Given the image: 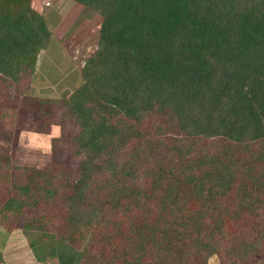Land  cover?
<instances>
[{
	"label": "trees",
	"instance_id": "16d2710c",
	"mask_svg": "<svg viewBox=\"0 0 264 264\" xmlns=\"http://www.w3.org/2000/svg\"><path fill=\"white\" fill-rule=\"evenodd\" d=\"M73 1L103 18L81 79L59 104L79 127L80 175L63 195L48 179L0 183L2 223L41 199H57L64 218L58 229L45 214L22 223L28 247L6 242L17 228L2 224L3 259L20 248L40 263L208 264L228 247L231 264L249 261L264 245V0ZM32 3L0 0V79L17 86L53 41ZM147 119L155 131L144 137ZM216 141L225 145L213 153ZM2 162L0 173L10 158ZM143 165L151 192L128 183ZM191 201L199 206L186 212Z\"/></svg>",
	"mask_w": 264,
	"mask_h": 264
},
{
	"label": "rangeland",
	"instance_id": "374dc122",
	"mask_svg": "<svg viewBox=\"0 0 264 264\" xmlns=\"http://www.w3.org/2000/svg\"><path fill=\"white\" fill-rule=\"evenodd\" d=\"M32 5L37 11L45 14L53 41L48 49H43L38 53L35 70L30 73L27 80L17 86L0 79V157L3 159V164L6 163V159L10 158V166L0 173V176L5 178L0 179V183L6 190L11 185L8 181L16 180L27 183V181L31 182L32 178L39 183L48 179L55 185L65 187L59 193L63 195L65 191L72 190L76 184L80 175V162L84 159V155L83 152L78 153L75 145L74 137L79 127L72 118L67 116V112L62 110L59 104L63 98L62 94L70 93V90L78 84L80 69L97 46L103 18L73 0H33ZM32 89L36 92L33 93ZM155 116L163 117V114ZM162 120L165 122L164 118L157 121ZM148 121L149 119L139 127L144 137L155 131L152 125L154 120L150 125H147ZM148 126L152 129L151 133H145ZM6 134L7 137L2 141L1 139ZM176 134L177 130L173 127L166 136L170 137L169 141L172 142V137ZM222 144L218 141L214 142L210 146V151L218 153L225 145ZM139 147H142V143ZM131 150L130 145L122 149L118 153L117 162L127 160ZM5 157L7 158L4 159ZM154 159L155 157L152 156L148 163L152 164ZM145 167L146 165H143L133 175V181L129 179L128 183L142 184L147 192H151L152 182L149 176L143 175ZM40 171L45 172V175L37 176ZM231 195L233 194L229 193L230 197H226V204L232 210ZM52 200L54 203H51ZM56 201L57 199H41L37 206H26L21 212L14 214V217H12L13 214H9L10 221L9 219H6L4 223L0 221V238L7 231L2 224L6 227L13 225L17 230L8 233L5 241L14 244V242L24 240V244L28 247L29 242L20 226L34 215L42 218L45 214L47 221L44 223L49 228H60L64 219L61 212L63 208L59 207V201L58 203ZM1 205L0 203V208ZM198 206L199 204L191 201L186 205L188 210L185 211L195 212ZM134 208L138 209L137 206ZM106 213L119 216L121 212L107 210ZM102 227L110 230L106 225ZM227 230L229 233L232 231V234L243 232L234 227ZM228 243L229 241H225L224 247H227ZM30 249L28 248V252ZM106 249L109 250L108 246ZM226 249L224 254L211 256L208 264H231V256ZM26 252L27 250L21 251L20 248L11 253L7 252L5 254L7 260L3 263L1 255L3 252L0 251V263L37 264ZM253 255L255 256L249 261L241 260L238 264H264V245L260 252ZM40 264H60V260L53 257Z\"/></svg>",
	"mask_w": 264,
	"mask_h": 264
},
{
	"label": "crops",
	"instance_id": "0c3cea01",
	"mask_svg": "<svg viewBox=\"0 0 264 264\" xmlns=\"http://www.w3.org/2000/svg\"><path fill=\"white\" fill-rule=\"evenodd\" d=\"M15 251V250H14ZM3 253H4V251H2ZM26 254H28V253H26ZM3 258V257H2ZM34 260H35V263H37V264H40L35 258H33ZM7 259H3V263H5V261H6ZM0 264H2V263H0Z\"/></svg>",
	"mask_w": 264,
	"mask_h": 264
}]
</instances>
